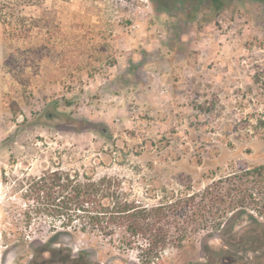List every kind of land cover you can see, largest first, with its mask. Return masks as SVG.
Listing matches in <instances>:
<instances>
[{
    "label": "rangeland",
    "instance_id": "374dc122",
    "mask_svg": "<svg viewBox=\"0 0 264 264\" xmlns=\"http://www.w3.org/2000/svg\"><path fill=\"white\" fill-rule=\"evenodd\" d=\"M240 162L264 163V0H0V264L139 262L51 238L28 195L46 170L119 176L142 197ZM205 243L221 246L201 232L156 264H208Z\"/></svg>",
    "mask_w": 264,
    "mask_h": 264
},
{
    "label": "trees",
    "instance_id": "16d2710c",
    "mask_svg": "<svg viewBox=\"0 0 264 264\" xmlns=\"http://www.w3.org/2000/svg\"><path fill=\"white\" fill-rule=\"evenodd\" d=\"M29 190L36 200L33 212L51 218V238L97 237L123 254L135 251L139 262L127 264H156L167 249L181 247L201 232L221 241L218 249L203 245L208 264H264V163L240 162L201 188L164 185L161 193L148 189L142 197L123 178L98 176L94 170L90 174L86 167L46 170ZM51 238L39 241L34 254L48 252ZM248 251L253 256L244 262Z\"/></svg>",
    "mask_w": 264,
    "mask_h": 264
},
{
    "label": "flooded vegetation",
    "instance_id": "af4514ba",
    "mask_svg": "<svg viewBox=\"0 0 264 264\" xmlns=\"http://www.w3.org/2000/svg\"><path fill=\"white\" fill-rule=\"evenodd\" d=\"M48 252H50V250L48 251ZM47 253V252H46ZM45 254V253H44Z\"/></svg>",
    "mask_w": 264,
    "mask_h": 264
}]
</instances>
